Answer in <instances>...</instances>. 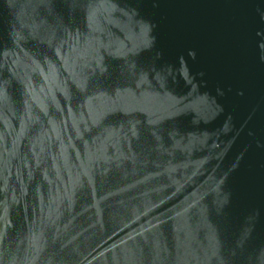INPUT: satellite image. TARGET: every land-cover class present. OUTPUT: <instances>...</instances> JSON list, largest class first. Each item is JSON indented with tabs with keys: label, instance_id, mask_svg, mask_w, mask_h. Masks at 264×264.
<instances>
[{
	"label": "water",
	"instance_id": "1",
	"mask_svg": "<svg viewBox=\"0 0 264 264\" xmlns=\"http://www.w3.org/2000/svg\"><path fill=\"white\" fill-rule=\"evenodd\" d=\"M0 264H264V0H0Z\"/></svg>",
	"mask_w": 264,
	"mask_h": 264
}]
</instances>
